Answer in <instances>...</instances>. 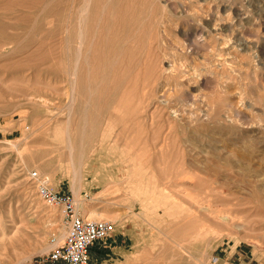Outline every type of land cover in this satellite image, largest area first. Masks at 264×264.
I'll return each instance as SVG.
<instances>
[{"label":"rangeland","instance_id":"1","mask_svg":"<svg viewBox=\"0 0 264 264\" xmlns=\"http://www.w3.org/2000/svg\"><path fill=\"white\" fill-rule=\"evenodd\" d=\"M32 171L91 264H264V0H0V264L64 239Z\"/></svg>","mask_w":264,"mask_h":264},{"label":"built area","instance_id":"2","mask_svg":"<svg viewBox=\"0 0 264 264\" xmlns=\"http://www.w3.org/2000/svg\"><path fill=\"white\" fill-rule=\"evenodd\" d=\"M38 194L49 206L62 209L65 236L61 244L52 248L45 256L47 264H91L90 249L105 241L114 231V223L109 220L85 218L73 194L69 190H54L50 178L37 171L29 174Z\"/></svg>","mask_w":264,"mask_h":264},{"label":"crops","instance_id":"3","mask_svg":"<svg viewBox=\"0 0 264 264\" xmlns=\"http://www.w3.org/2000/svg\"><path fill=\"white\" fill-rule=\"evenodd\" d=\"M101 242H102V241H101ZM101 242H97V243H95V244L91 247V249H90V261H91V257H92V255H94L95 252L98 250V247H99V245H100Z\"/></svg>","mask_w":264,"mask_h":264},{"label":"bare ground","instance_id":"4","mask_svg":"<svg viewBox=\"0 0 264 264\" xmlns=\"http://www.w3.org/2000/svg\"><path fill=\"white\" fill-rule=\"evenodd\" d=\"M82 186H83V185H82ZM75 188H76V187H75ZM79 189H80V188H79ZM77 192H79V191H78V188H76V190H75V196H76V197H79V193H77ZM103 192H104V191H103Z\"/></svg>","mask_w":264,"mask_h":264}]
</instances>
